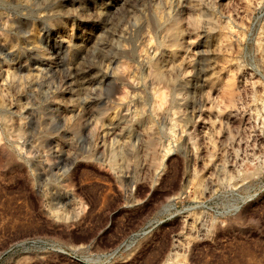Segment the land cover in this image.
I'll use <instances>...</instances> for the list:
<instances>
[{
  "label": "rangeland",
  "instance_id": "1",
  "mask_svg": "<svg viewBox=\"0 0 264 264\" xmlns=\"http://www.w3.org/2000/svg\"><path fill=\"white\" fill-rule=\"evenodd\" d=\"M0 264H264V0H0Z\"/></svg>",
  "mask_w": 264,
  "mask_h": 264
}]
</instances>
